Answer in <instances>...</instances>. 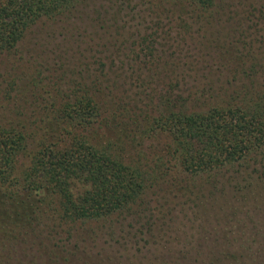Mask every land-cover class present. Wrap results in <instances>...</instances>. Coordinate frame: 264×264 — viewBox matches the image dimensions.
I'll list each match as a JSON object with an SVG mask.
<instances>
[{
	"label": "trees",
	"instance_id": "16d2710c",
	"mask_svg": "<svg viewBox=\"0 0 264 264\" xmlns=\"http://www.w3.org/2000/svg\"><path fill=\"white\" fill-rule=\"evenodd\" d=\"M81 1L0 0V61L18 51L20 41L39 21L78 17ZM175 1L188 7L193 23L208 22L218 13L219 0ZM241 1L248 5L245 21L238 19L229 31L233 37H241L240 46H232L236 49L232 53L222 52L232 57L231 77L218 86L195 85L196 77L190 81V73H177L174 83L166 82L156 93V103L152 97L150 103L130 101V124L139 131L131 137L104 138L99 133L108 120L105 95L109 93L104 94L103 88L110 89L111 85L107 73L91 74L87 63L79 69L76 87L60 91L59 81H53L54 85L45 89L46 95L35 96L45 103L40 111L44 118H22L16 103L10 108V113L16 114L0 115V234L22 246L30 234L41 235L42 218L55 220L54 228L62 223L108 221L114 214L131 212L135 205L139 208L147 189L173 181L177 173L200 177L217 192L219 185L221 189L231 185L235 192L247 189L256 198L263 197L264 1L259 5V0H238L237 4ZM217 58L220 65H229L222 64L221 56ZM0 77V92L7 99L11 95L9 101L13 103L10 93L15 90L16 78H5L2 73ZM118 123L126 124L123 120ZM48 128L56 132L50 134ZM146 135L166 138L154 153L153 162L149 151L136 143L137 137L143 140ZM254 221L242 225L251 223L252 240L257 236L264 239V221L262 230ZM242 225L238 222L237 227ZM48 230L56 232L46 229L43 235H51ZM248 239H235L241 254L226 258L221 250L210 249L207 258L214 259L212 264L222 260L242 264L248 249L252 251L251 264H264V245L256 250L243 246ZM45 240L39 239V244L47 245L49 263H59L57 246L45 245Z\"/></svg>",
	"mask_w": 264,
	"mask_h": 264
},
{
	"label": "rangeland",
	"instance_id": "374dc122",
	"mask_svg": "<svg viewBox=\"0 0 264 264\" xmlns=\"http://www.w3.org/2000/svg\"><path fill=\"white\" fill-rule=\"evenodd\" d=\"M237 3L238 0H219V16L217 13L208 22L193 23L188 18V7L175 0H82L77 6L78 17L39 21L27 31L18 51L0 61V73L17 81L10 93L15 99L13 103L9 101L11 95L7 99L0 92V115L16 114L10 113L16 103L22 118H44L40 111L45 103L41 104L43 101L35 96L46 95L45 89L54 85L53 81H59L60 91L76 87L79 69L87 63L89 73H107L111 85V90L103 88L104 94L109 93L105 95L108 120L99 133L104 138L131 137L137 130L128 117L132 113L130 101L150 103V98L165 88L166 82L174 83L177 73H190L187 79L196 77L195 85L218 86L231 77L232 57L222 52L232 53L234 47L240 46L241 37H233L229 31L238 19L245 21L248 7L242 1ZM254 45L257 48L259 43ZM219 56L222 64L229 65H220ZM154 72L158 74L152 76ZM118 120L126 124L121 125ZM165 141L164 136L146 135L143 140L137 137L136 143L149 151L153 162L154 153ZM217 189L218 192L200 177L193 179L177 173L173 181L147 189L139 208L135 205L131 212L114 214L94 226L78 222L54 228L55 220L42 218L44 224L39 227L43 229L38 228L41 235L37 238L30 234L29 241L22 246L13 244L1 233L4 244H0V261L43 264L47 260L51 264L46 244L54 243L61 256L57 264H212L214 259L207 258L210 249L221 250L226 258L240 253L242 248L235 239L250 237L242 245L253 250L264 245L259 236L252 240L251 223L242 225L253 219L257 229L262 230L264 196L256 198L247 189L235 192L231 185L223 189L219 185ZM238 222L241 227H237ZM46 229L56 232L48 230L51 235L45 236ZM39 239H46V246L40 245ZM251 254L247 249L241 263L251 264ZM235 263L222 260L218 264Z\"/></svg>",
	"mask_w": 264,
	"mask_h": 264
}]
</instances>
